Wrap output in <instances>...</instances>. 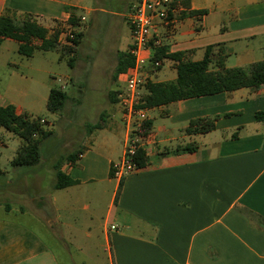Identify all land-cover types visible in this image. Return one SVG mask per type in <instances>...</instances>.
<instances>
[{"label":"crops","instance_id":"1","mask_svg":"<svg viewBox=\"0 0 264 264\" xmlns=\"http://www.w3.org/2000/svg\"><path fill=\"white\" fill-rule=\"evenodd\" d=\"M110 1L0 0V17L17 22L28 18L46 29L45 42L58 32L57 43L66 47L71 44L67 32L79 28V19L86 24V14L98 17L108 13L113 23L110 40L116 48L112 49L116 56L114 72L117 54L131 46L126 13L136 0H117L119 8L107 12L104 7ZM198 11L205 13L191 14ZM117 19L130 31L122 48L121 39H117ZM0 32V107L10 105L17 115L40 118L49 124L52 135L49 121L34 116L35 73L48 72L37 68L32 59L37 53L55 52L59 62L65 58L67 63L74 56L73 67L68 66L73 69L82 34L74 55L48 47L24 57L18 53L20 36ZM153 41L158 46H153ZM153 41L146 54L150 61L154 48L161 47L168 53L182 52L185 59L200 61L211 46L214 56L223 54L225 68L247 67L264 60V0H173L168 18L157 26ZM5 53L11 58L1 59ZM166 62L168 66L163 69ZM174 65V61L162 59L156 68L147 65L144 75L151 82L173 81ZM161 71L164 77L159 79ZM38 86L41 100L54 88L47 82ZM113 105L111 115L119 116L123 128L111 119L100 129L87 131L85 143L70 144L68 151L52 160L41 155V145L50 135L39 145L37 164L12 166L17 150L24 145L21 139L23 143L6 159L5 166L17 171L16 182L25 185L29 195L20 188L11 189L6 179L0 191V211L30 218L64 257L70 256L69 243L76 242L72 223L75 212H100L102 208L105 214L96 237H102L110 264H264V86L146 109L151 129L140 143L146 153V166L121 180L113 177L111 165L122 156L125 126L118 103ZM256 113L262 115L261 119L255 118ZM195 119H214V129L187 134L186 127ZM187 146L195 150L188 152ZM7 148L0 137V149ZM79 149L81 154L74 163L62 161ZM1 154L0 177L6 178ZM56 167L75 184L55 189ZM57 226L60 235H55ZM91 233L87 227L83 237L91 240ZM0 264L60 262L37 231L17 219L0 218Z\"/></svg>","mask_w":264,"mask_h":264},{"label":"rangeland","instance_id":"2","mask_svg":"<svg viewBox=\"0 0 264 264\" xmlns=\"http://www.w3.org/2000/svg\"><path fill=\"white\" fill-rule=\"evenodd\" d=\"M119 6L120 3L117 0H111L106 3L104 9L107 12L116 11ZM85 17L86 24L79 19L78 22L80 23L77 25L79 28L67 32L69 36L72 35V38L74 37V33L82 34L79 45V56H77L75 68L70 69L65 58L59 62L58 55L55 52L37 53L32 59L37 68H42L48 72L47 74L35 73V81L37 83L35 111L37 112H34V116L47 119L52 130V135L41 145V155L44 158L51 159L57 155H62L63 152L68 151V147L72 143H85L87 128L96 123H100L103 126L113 119L123 128L121 121H119V116L113 117L111 115L114 105L110 102L108 96L109 91L114 88L115 90H119L124 85L123 77L115 83L112 80L113 62L116 59V56L113 55V50L115 51L116 48H114L110 40L111 34H109L113 26L112 17L108 13H100L98 17L93 16V14H86ZM117 20H119V36L117 39H121L122 42L119 48H122V45L125 44V39L129 38L130 31L122 20ZM72 38L69 37V40ZM10 46L14 45L11 44ZM9 54H3L1 59L11 58ZM232 60L236 63L235 59ZM232 63V61H229L228 64L232 65ZM167 66L168 62L164 64L163 69L167 68ZM163 74L164 71H161L158 78L162 79L164 77ZM46 82L50 85V88H59L68 96L60 113L52 114L48 112L46 109L47 98L43 100L42 97L41 100V90L38 88V85L43 86V83ZM143 92L144 88L142 87L141 94ZM154 114V112L150 113L151 116H154ZM109 116L111 117L108 118ZM46 126L49 128L48 123H46ZM0 132L3 134L0 137H2L4 145L8 147L7 149H0L2 153L1 167L7 170V177H0V191L2 192L3 185L5 188V180L8 179L11 183V189L18 190L20 188L21 191L25 190L24 192L29 195L28 188L16 182L17 171H14L10 165L5 166L6 159L14 155V151L20 147L23 141L4 129L0 128ZM119 144L122 146L121 142ZM1 199L2 196H0ZM78 208L81 209L80 207ZM102 210L101 208L100 212H84L81 210L75 212L77 215L72 223L76 228L74 232L76 242L73 240V242L69 243L68 254L70 256L68 257H64L61 250L54 247V243L47 238L41 227L30 218L19 217L14 214L7 215L2 211H0V218L17 219L37 231L52 247L60 264H71V261H74L76 264H110L108 260L109 251L104 247L102 237H96V233H99L97 230L98 225L105 214V212H101ZM87 227H90L92 231L91 240H86L83 237V233ZM57 228L59 231H55V235H60L59 226ZM53 229L55 230L54 227Z\"/></svg>","mask_w":264,"mask_h":264},{"label":"trees","instance_id":"3","mask_svg":"<svg viewBox=\"0 0 264 264\" xmlns=\"http://www.w3.org/2000/svg\"><path fill=\"white\" fill-rule=\"evenodd\" d=\"M204 13L205 11L191 12L192 15ZM0 29L20 36L18 53L24 57H31L34 51L47 50L48 47L59 49L67 55H74L81 37V34L74 33V37L69 40L71 45L61 47L57 43L58 32H56L45 42L46 29L28 18L17 22L12 18L1 16ZM130 49L131 46L125 52L117 54V64L112 76L114 81H117L119 76L126 74L133 66L134 58L130 54ZM184 56L185 54L182 52L168 53L165 47L154 48L151 61L155 62L162 59L174 61L176 78L168 82L147 81L139 100V108L151 109L181 100L232 92L243 88L256 90L264 86V60L252 63L247 67L225 68L223 54L220 52L214 56L213 47L211 46L206 48L200 61L185 59ZM74 61V56L69 58L67 61L68 66L72 68ZM118 93L119 90L109 93L111 103H118ZM67 99L68 96L64 91L56 87L51 88L46 101L47 111L54 114L60 113ZM262 115L256 113L255 118L261 119ZM101 120L103 119L101 118ZM0 128L24 141V145L17 150L11 161L12 166H31L39 162V145L42 140L51 135V131L40 118L29 119L25 115H17L14 107L10 105L0 107ZM100 128L101 124L96 123L89 126L87 131L91 133L93 130ZM150 129L151 121L145 120L141 125V132L138 136L144 140ZM213 129L214 119H195L189 122L185 132L187 134L207 133ZM185 149L188 152H193L195 147L187 146ZM80 154V149L74 150L64 156L62 161L74 163ZM132 160L138 169L146 166V153L142 147L139 146L136 149ZM110 176L112 177V173H110ZM74 184L75 181L64 175L59 167H56L55 189H63Z\"/></svg>","mask_w":264,"mask_h":264},{"label":"built area","instance_id":"4","mask_svg":"<svg viewBox=\"0 0 264 264\" xmlns=\"http://www.w3.org/2000/svg\"><path fill=\"white\" fill-rule=\"evenodd\" d=\"M173 0H136L126 13V20L131 30L130 54L134 58L133 66L124 74V85L117 95L121 120L125 126V139L121 158L111 165L113 177L121 180L137 169L133 163L136 149L143 141L138 135L141 125L146 120L145 110L139 108L141 88L148 81L144 75L147 65L154 68L159 61L152 62L146 56L151 49V42L155 30L160 23H164L172 8ZM72 38V35L69 36ZM153 46H158L153 41Z\"/></svg>","mask_w":264,"mask_h":264}]
</instances>
